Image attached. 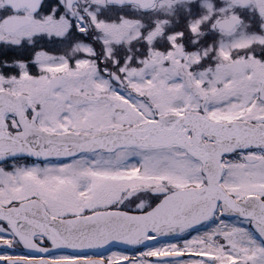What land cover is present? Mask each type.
<instances>
[{
    "label": "snow or ice",
    "instance_id": "1",
    "mask_svg": "<svg viewBox=\"0 0 264 264\" xmlns=\"http://www.w3.org/2000/svg\"><path fill=\"white\" fill-rule=\"evenodd\" d=\"M0 264H264V0H0Z\"/></svg>",
    "mask_w": 264,
    "mask_h": 264
}]
</instances>
